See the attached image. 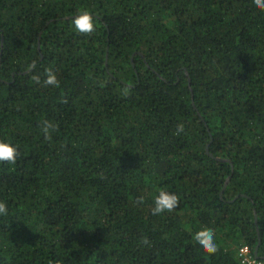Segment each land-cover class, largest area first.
I'll use <instances>...</instances> for the list:
<instances>
[{
  "label": "trees",
  "instance_id": "16d2710c",
  "mask_svg": "<svg viewBox=\"0 0 264 264\" xmlns=\"http://www.w3.org/2000/svg\"><path fill=\"white\" fill-rule=\"evenodd\" d=\"M0 140L17 148L0 163V264H240L242 245L264 258V10L0 0ZM161 188L179 204L153 215ZM206 227L213 255L193 240Z\"/></svg>",
  "mask_w": 264,
  "mask_h": 264
},
{
  "label": "clouds",
  "instance_id": "9594fccd",
  "mask_svg": "<svg viewBox=\"0 0 264 264\" xmlns=\"http://www.w3.org/2000/svg\"><path fill=\"white\" fill-rule=\"evenodd\" d=\"M253 4L260 10H264V0H253ZM71 24L77 33L81 34H91L95 31V26L93 23L92 15L84 9H78L77 14L72 18ZM36 66V62L32 61L27 65L26 70L31 71ZM44 86L59 87V80L57 74L51 68L45 69L44 72ZM31 79L39 84L41 83V78L39 75H32ZM127 92V89H126ZM56 126L49 120H43L41 122V131L44 133L45 139H51V130ZM184 131L183 123H178L176 126V135H179ZM17 159V148L12 144L0 140V163H7L9 165H14ZM144 202V197L139 196L136 198L135 203L142 204ZM179 204V197L175 193H171L166 189L161 188L158 195L154 197V204L151 209L153 215H160L165 212H172ZM0 215L7 216L8 208L6 202L0 201ZM193 240L209 255H213L218 251V245L215 241V233L211 228H202L195 232L193 235ZM144 243H148L147 238H144ZM238 255L241 257L240 264H258L249 254L245 252H239ZM49 264H53L52 261ZM55 264H60V261H56Z\"/></svg>",
  "mask_w": 264,
  "mask_h": 264
},
{
  "label": "built area",
  "instance_id": "2783aa9c",
  "mask_svg": "<svg viewBox=\"0 0 264 264\" xmlns=\"http://www.w3.org/2000/svg\"><path fill=\"white\" fill-rule=\"evenodd\" d=\"M238 252H245V253L249 254L254 260H256L258 262V264H264V258L256 256L254 251L252 250V248L248 245H242L239 248ZM240 259H241V257H240Z\"/></svg>",
  "mask_w": 264,
  "mask_h": 264
},
{
  "label": "water",
  "instance_id": "95a60500",
  "mask_svg": "<svg viewBox=\"0 0 264 264\" xmlns=\"http://www.w3.org/2000/svg\"><path fill=\"white\" fill-rule=\"evenodd\" d=\"M255 255L258 256V248H257L256 251H255ZM258 257H260V256H258ZM262 258H263V257H262Z\"/></svg>",
  "mask_w": 264,
  "mask_h": 264
}]
</instances>
